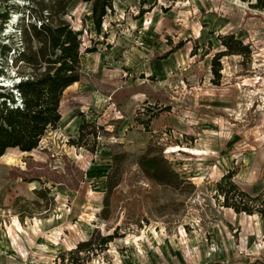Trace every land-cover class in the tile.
<instances>
[{
  "label": "rangeland",
  "instance_id": "rangeland-1",
  "mask_svg": "<svg viewBox=\"0 0 264 264\" xmlns=\"http://www.w3.org/2000/svg\"><path fill=\"white\" fill-rule=\"evenodd\" d=\"M250 4L116 0L100 34L90 4L69 5L63 20L81 40L82 78L64 91L56 130L33 151L10 149L0 159V258L264 264V219L237 215L214 198L216 183L232 170L248 194L264 190V12ZM30 7L0 0L8 18L0 19V93L20 79L23 64L15 65L12 49L21 50L23 34L16 22L39 26L41 12L34 8L31 18ZM227 36L249 54L221 57L217 78L211 62L227 50ZM3 45L12 48L6 58ZM86 49L94 55L85 56ZM72 119L81 123L75 131ZM150 145L177 176L166 178L170 185L142 171L139 158ZM114 156L115 187L107 195ZM107 236L112 240L100 248ZM91 238L92 253L70 255Z\"/></svg>",
  "mask_w": 264,
  "mask_h": 264
},
{
  "label": "trees",
  "instance_id": "trees-1",
  "mask_svg": "<svg viewBox=\"0 0 264 264\" xmlns=\"http://www.w3.org/2000/svg\"><path fill=\"white\" fill-rule=\"evenodd\" d=\"M44 1L26 0L31 6L27 9L31 18H34L32 14L35 13L34 8L41 12L42 17L37 18L38 27L35 23H29L26 27L23 25V18L20 19L21 23L16 22L15 29L22 27L24 47L21 45V50L6 45L2 47L4 58L12 49L13 54H17L15 65L18 62L23 65L18 72L19 82L13 85L14 90L7 94L0 93V159L8 149H18L21 153L33 151L46 132L56 130L61 119L59 107L63 93L73 84L79 83L82 78L81 40L63 20L74 0H48V4H44ZM81 1L91 5V22L95 32L100 34L103 20L114 12L112 6L116 0ZM240 1L251 2V8L264 12V0ZM142 12L140 11V14ZM0 19L5 21L8 18L6 14H1ZM231 39H233L231 36L224 37L221 42L227 50L217 53L212 58L211 70L217 78L221 70L219 63L221 57L228 55L246 57L249 54L247 46H242L239 41L236 43L238 49H234L227 43V40ZM93 52L95 51L92 49L85 50L86 54ZM153 152L155 151L150 145L139 158L142 171L152 180L170 185L171 181L166 178L174 176L177 179V176L171 171L164 157ZM119 158L118 156L112 158L113 168L106 176L107 195L115 187L112 178L116 173ZM236 175V171H228L216 183L214 196L216 203L237 215L258 216L264 219V190L254 196L248 194L235 182ZM37 193L41 194L39 191ZM111 240V236L100 239V248L105 247ZM91 245L92 238L79 243L74 252L70 251V255L76 257L84 251L92 253L91 249H88ZM71 260L73 264H78L73 258Z\"/></svg>",
  "mask_w": 264,
  "mask_h": 264
},
{
  "label": "crops",
  "instance_id": "crops-1",
  "mask_svg": "<svg viewBox=\"0 0 264 264\" xmlns=\"http://www.w3.org/2000/svg\"><path fill=\"white\" fill-rule=\"evenodd\" d=\"M87 55H89V56H93L94 54H85V56H87ZM95 55H97V54H95ZM84 56V55H83ZM88 57V56H87ZM80 59H81V61H82V55H80ZM86 61L87 60H85L84 62L86 63ZM80 83V82H79ZM79 83H75V84H79ZM74 86V84L72 85V86H70L69 88H67L66 90H68V89H70V88H72ZM65 90V91H66ZM95 98V97H94ZM93 97H91L90 96V100H91V102L93 101V104H94V102H95V99H94ZM108 99V98H107ZM92 107H94V105H92L91 106V108ZM89 118V117H88ZM61 120H62V118H61ZM60 120V121H61ZM59 124H60V122H59ZM71 124H74V125H72L73 126V131H75V130H77V128L79 127V125L81 124L79 121H77L76 119L75 120H73L72 119V121H71ZM8 150H10V149H8ZM12 248V247H11ZM13 262L14 261H12V259L11 258H0V264H13ZM15 263V262H14Z\"/></svg>",
  "mask_w": 264,
  "mask_h": 264
},
{
  "label": "built area",
  "instance_id": "built-area-1",
  "mask_svg": "<svg viewBox=\"0 0 264 264\" xmlns=\"http://www.w3.org/2000/svg\"><path fill=\"white\" fill-rule=\"evenodd\" d=\"M18 82H19V80H17L16 84H17ZM13 84H15V83H13ZM13 84L11 83V85H10L9 87H12ZM0 85H1V84H0ZM18 103H19V101H18Z\"/></svg>",
  "mask_w": 264,
  "mask_h": 264
},
{
  "label": "bare ground",
  "instance_id": "bare-ground-1",
  "mask_svg": "<svg viewBox=\"0 0 264 264\" xmlns=\"http://www.w3.org/2000/svg\"><path fill=\"white\" fill-rule=\"evenodd\" d=\"M6 85H7V84H6ZM6 85L4 86L5 88H7V87H8V86H6Z\"/></svg>",
  "mask_w": 264,
  "mask_h": 264
},
{
  "label": "water",
  "instance_id": "water-1",
  "mask_svg": "<svg viewBox=\"0 0 264 264\" xmlns=\"http://www.w3.org/2000/svg\"><path fill=\"white\" fill-rule=\"evenodd\" d=\"M1 87H3V86H1Z\"/></svg>",
  "mask_w": 264,
  "mask_h": 264
}]
</instances>
